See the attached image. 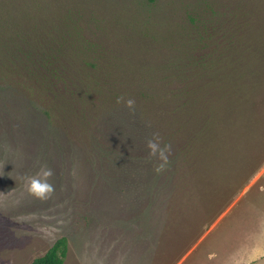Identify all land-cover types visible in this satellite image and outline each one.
<instances>
[{
  "label": "trees",
  "instance_id": "obj_1",
  "mask_svg": "<svg viewBox=\"0 0 264 264\" xmlns=\"http://www.w3.org/2000/svg\"><path fill=\"white\" fill-rule=\"evenodd\" d=\"M155 1L0 0V84L27 94L57 133L86 136L123 96L188 172L215 157L257 169L264 0H181L187 25L175 29L157 23ZM129 44L154 45L159 62L132 58ZM67 250L58 238L31 264H63Z\"/></svg>",
  "mask_w": 264,
  "mask_h": 264
},
{
  "label": "rangeland",
  "instance_id": "obj_2",
  "mask_svg": "<svg viewBox=\"0 0 264 264\" xmlns=\"http://www.w3.org/2000/svg\"><path fill=\"white\" fill-rule=\"evenodd\" d=\"M182 4L156 0L150 10L175 29L187 22ZM152 44L125 47L157 63ZM48 125L27 94L0 84V264H31L61 237L63 264H264V162L215 157L194 175L128 107L82 138ZM154 138L165 161L148 154ZM41 169L52 191L37 198L27 179Z\"/></svg>",
  "mask_w": 264,
  "mask_h": 264
},
{
  "label": "clouds",
  "instance_id": "obj_3",
  "mask_svg": "<svg viewBox=\"0 0 264 264\" xmlns=\"http://www.w3.org/2000/svg\"><path fill=\"white\" fill-rule=\"evenodd\" d=\"M117 104L123 103L125 107L132 108L134 105L133 99H125V97L120 96L116 99ZM148 149L149 156H156L161 161H165V148H161L159 140L154 138L149 140L146 145ZM163 165H161L162 167ZM50 169H41L38 173L39 178L29 177L27 179V191L29 194L37 197L44 198L46 195L50 194L52 191L51 185L47 183V178L51 176Z\"/></svg>",
  "mask_w": 264,
  "mask_h": 264
}]
</instances>
